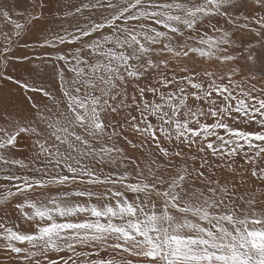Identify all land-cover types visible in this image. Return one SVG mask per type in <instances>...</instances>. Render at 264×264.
<instances>
[{
    "label": "snow or ice",
    "instance_id": "snow-or-ice-1",
    "mask_svg": "<svg viewBox=\"0 0 264 264\" xmlns=\"http://www.w3.org/2000/svg\"><path fill=\"white\" fill-rule=\"evenodd\" d=\"M0 264H264V0H0Z\"/></svg>",
    "mask_w": 264,
    "mask_h": 264
}]
</instances>
